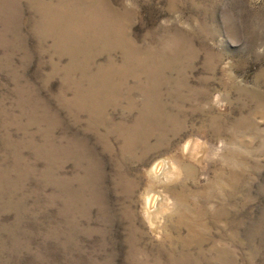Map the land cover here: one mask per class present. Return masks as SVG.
Instances as JSON below:
<instances>
[{"label":"rangeland","instance_id":"rangeland-1","mask_svg":"<svg viewBox=\"0 0 264 264\" xmlns=\"http://www.w3.org/2000/svg\"><path fill=\"white\" fill-rule=\"evenodd\" d=\"M0 264H264V0H0Z\"/></svg>","mask_w":264,"mask_h":264},{"label":"bare ground","instance_id":"bare-ground-1","mask_svg":"<svg viewBox=\"0 0 264 264\" xmlns=\"http://www.w3.org/2000/svg\"><path fill=\"white\" fill-rule=\"evenodd\" d=\"M145 92L149 93L147 89L145 90ZM149 107H150V109H151V111L153 113H156L157 110L155 109V107H152L151 105H149ZM188 146H189V140L186 141V143L184 145V150H186L188 148ZM162 162L163 161H161V160H157L151 166V168H150V175L152 177L158 178V175L159 174L172 173V172H170L169 170L166 169V167L163 165ZM145 203H146V208L147 209H150L152 206H154V203H155L154 194H151V195L147 196ZM199 211H201V210H199ZM188 212H189V207H187V205H186V206H184V210L181 211L180 214L178 215L177 220H175V222H174L175 231H179L180 230V228H181L180 225H182V227H183V225L186 226V230H187L188 235H189L188 238H186V240H188L190 237L192 238V236L193 237L195 236V227H196V224L194 223V221L188 218V215H187ZM189 240H191V239H189Z\"/></svg>","mask_w":264,"mask_h":264}]
</instances>
